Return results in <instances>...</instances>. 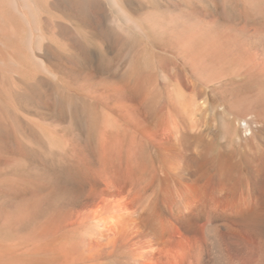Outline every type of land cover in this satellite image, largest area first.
Wrapping results in <instances>:
<instances>
[{"label": "bare ground", "instance_id": "6f19581e", "mask_svg": "<svg viewBox=\"0 0 264 264\" xmlns=\"http://www.w3.org/2000/svg\"><path fill=\"white\" fill-rule=\"evenodd\" d=\"M237 1L196 41L245 85L222 102L138 89L98 106L64 181L6 182L22 198L6 203L0 264H264V0ZM208 109L226 116L219 142L198 140Z\"/></svg>", "mask_w": 264, "mask_h": 264}, {"label": "rangeland", "instance_id": "374dc122", "mask_svg": "<svg viewBox=\"0 0 264 264\" xmlns=\"http://www.w3.org/2000/svg\"><path fill=\"white\" fill-rule=\"evenodd\" d=\"M239 9L237 0H0V242L6 203L22 198L6 182L64 181L62 154L82 146L92 116L106 120L95 111L104 102L143 90L166 104L231 99L242 75L196 37ZM203 117L198 140L224 139L226 116Z\"/></svg>", "mask_w": 264, "mask_h": 264}]
</instances>
